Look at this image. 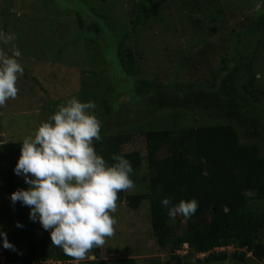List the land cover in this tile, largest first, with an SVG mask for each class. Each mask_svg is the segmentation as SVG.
I'll return each mask as SVG.
<instances>
[{
    "label": "trees",
    "instance_id": "16d2710c",
    "mask_svg": "<svg viewBox=\"0 0 264 264\" xmlns=\"http://www.w3.org/2000/svg\"><path fill=\"white\" fill-rule=\"evenodd\" d=\"M80 1L77 0L75 5L77 17L73 19L74 27L80 29L77 40L85 42L88 55L90 46L95 49L93 54H98V60L92 59L97 70L90 71L93 79L98 77L99 87H103L104 73L111 79L116 74L122 75L131 80L132 86L142 96L133 104L121 106L115 111L114 118L119 120L122 115L148 113L149 119H163L162 125H155L157 120H133L115 132L108 122H103L102 140L93 142L95 150L109 164L113 163L111 157L114 153L123 155L132 163L134 172L131 179L135 188L132 193H118L117 201L128 199L131 209H138L147 203L151 230L158 248L169 252L166 260L150 256L144 264H191L190 259L211 263L230 256L263 264L264 106L260 101L264 99V90L257 82L255 61L264 35V8L255 3V10L247 11L242 21L247 24L242 28L232 31L226 26L230 31L227 37L224 36L223 45L202 44L195 49V55L175 44L177 51H183L178 57H184L185 79L182 83L175 80L171 86H164L158 76L141 79L136 84L139 67L135 57L140 54L126 48L125 44L130 34L141 29L150 18L164 22L165 30L168 28L183 33L175 25L177 20L170 22L161 14L164 4L174 0H130L136 12L130 23L115 31L120 34L118 40H115V32L107 30L113 15L106 8V0L98 8L86 0V4ZM212 1L217 0L201 3L215 10L209 18L214 23L209 26V33L212 34L221 30L222 25L219 26L216 19L219 16L225 19L228 7L249 6L236 3L237 0H223L225 5L219 1L220 4L212 6ZM167 17H171V13ZM185 17L189 19V16ZM110 22L114 24L113 20ZM161 34L166 35V32L161 31ZM110 49L116 53L114 58L117 61L112 67L105 63V59L101 62ZM211 50L214 54L209 52ZM185 53L186 56H183ZM108 89L113 95V81ZM103 106L109 112L108 116L111 115L112 99L104 98ZM170 109H186L195 115L186 125L172 126L168 123L178 115V111H170L165 117L160 115ZM235 122L242 127V135ZM137 138L141 139L140 146L132 148ZM22 142L10 140L0 143L2 210L9 207L11 193L29 187L13 171L20 157ZM164 197L170 198L173 204L195 198L199 207L188 220L182 216L173 219L160 203ZM29 212V207L17 202L10 210L6 223L0 227L16 248V251L3 248V238L0 237V251L9 262L41 264L51 260L66 264H140L136 256L102 258L96 251L94 259L77 262L66 256L61 248L51 245L50 231L44 230L38 221H31ZM17 222L23 227H17ZM185 244L188 245L186 252ZM218 247L225 250L219 251ZM230 247L236 250L231 253L228 250ZM108 252H113V249Z\"/></svg>",
    "mask_w": 264,
    "mask_h": 264
},
{
    "label": "rangeland",
    "instance_id": "374dc122",
    "mask_svg": "<svg viewBox=\"0 0 264 264\" xmlns=\"http://www.w3.org/2000/svg\"><path fill=\"white\" fill-rule=\"evenodd\" d=\"M86 1L96 5V8L101 7L104 3L103 0ZM202 1L207 0H187L184 3L174 0L169 4H164L161 11L162 17L170 19V22L177 20L175 25H178L177 28L183 33L168 28L165 30L164 22L150 18L143 27H140L141 29L130 34L125 44L126 48L129 47L140 54L138 58L137 55L135 57L139 67L136 84L140 83L141 79L149 80L156 76L161 79L164 86H171L175 80L182 83L185 79L184 57L183 59L178 57L179 53L182 54L185 50L196 55L195 49L200 48L202 44L213 43L215 47L222 44L226 35L229 34L230 28L234 31L247 24L242 21L249 9L255 10V3L256 6L264 8V0H237L236 3H245L249 6L246 8L231 6L232 9L228 7L225 19H222L223 16L216 19V23L219 26L222 25L221 30L223 31L220 30L212 34L209 33V26L214 23L210 22L209 18L212 17L215 10L201 5ZM219 1L225 5L223 0L212 1L211 5L216 6L220 4ZM80 2L86 4L84 0ZM76 4L77 0H0V29L15 34L16 39L13 43L21 51L22 55L18 59L25 66L26 72L18 79L19 92L16 99L6 101L5 107L0 110V135H4V142L24 140L26 137L34 135L35 130L43 122L49 121V118L58 110V106L65 104L72 97L78 98L81 102L94 101L96 108L93 111L102 123L108 122V126L115 128L114 132L118 128L121 129L123 124H128L133 120L146 119L150 121L151 118L147 117L148 113L137 116L122 115L119 120L114 118L115 111L121 106L133 104L142 96L132 86L131 80L122 75L116 74L117 76H113L111 79L104 73L103 87H99L98 77L93 79V73L91 74L90 71L97 70L96 64H92V59L98 60V54L95 56L93 54L95 49L90 46L88 55L85 42L81 39L77 40L80 29L78 26L74 27V20L77 17ZM132 6L130 0H106V8L110 15H113L111 20L114 23L111 24V20L109 21L107 30L110 33L118 31L122 25L130 23V18L136 12L133 11ZM170 13L171 17H167ZM185 16H189V19H186ZM192 20L195 22L194 24ZM222 20L224 21L222 22ZM180 21H182L181 24H179ZM226 26L230 28L226 29ZM161 31H165L166 35L161 34ZM114 36H116L115 40H118L119 32H115ZM175 44H179L183 51H177ZM217 48L221 50L220 47ZM209 52L214 54L213 50ZM115 55L116 53L110 49L103 55L104 58H101V62L105 59L106 64L111 67L115 66L117 63ZM183 56H186V53ZM255 73H257V82L264 90V35L255 61ZM112 81L115 85L113 95L108 89V85H111ZM104 98H111L113 102V111L109 116V112L103 106ZM260 103L264 106V99ZM170 111H178V115L175 117L174 115L170 116L174 117L168 123L172 126L186 125L195 115L186 109L165 110L160 115L164 114L163 117H165ZM196 117L200 118L198 115ZM196 117L194 118L196 119ZM154 120L157 118L151 119L152 122ZM155 123V125H162L163 119L160 118ZM235 124L239 126L238 122ZM238 129L242 135V127L239 126ZM134 142L131 145L132 148L138 145L141 139L137 138ZM125 148L127 149L128 146ZM20 179L24 181L22 176ZM132 190H127V192L132 193ZM8 202V209L2 210L0 204V227L6 223L10 216V210L14 207L12 203L10 204L11 200ZM117 205V212L113 214L117 219L114 235L106 238L102 247L91 250L84 260L94 259L95 251L102 258L136 256L140 264L147 262V257L150 256H160L162 260H166L169 256L168 250L160 251L152 234L149 205L144 203L138 209H131L128 206V199L117 201ZM110 249H113V252H108ZM228 250L232 253L236 249L230 247ZM202 256L200 255V257ZM190 260L191 264H254L253 260L242 261L233 256L211 263Z\"/></svg>",
    "mask_w": 264,
    "mask_h": 264
},
{
    "label": "clouds",
    "instance_id": "9594fccd",
    "mask_svg": "<svg viewBox=\"0 0 264 264\" xmlns=\"http://www.w3.org/2000/svg\"><path fill=\"white\" fill-rule=\"evenodd\" d=\"M15 39V34L0 29V110L6 101L16 99L17 82L25 72ZM95 108L94 101L76 97L59 105L49 121L23 140L13 170L29 187L11 193L12 205L20 202L29 207V219L50 231L51 245L77 262L114 235L118 193L135 188L134 169L127 158L114 153L109 164L95 150L93 142L102 140V121ZM160 203L173 219L188 220L199 207L195 198L173 204L164 197ZM17 227L23 225L17 222ZM0 237L3 248L16 251L2 228Z\"/></svg>",
    "mask_w": 264,
    "mask_h": 264
},
{
    "label": "built area",
    "instance_id": "2783aa9c",
    "mask_svg": "<svg viewBox=\"0 0 264 264\" xmlns=\"http://www.w3.org/2000/svg\"><path fill=\"white\" fill-rule=\"evenodd\" d=\"M184 249H185L184 252H186L187 249H188V246H185ZM221 249H224V247H218V248H217V250H221ZM39 263H40V262H39ZM54 263H56V262H55V261H48V262H43V263H41V264H54ZM0 264H13V263H8V262H6V257H5V255H3V254L1 253V251H0ZM57 264H66V263H64V262H57Z\"/></svg>",
    "mask_w": 264,
    "mask_h": 264
},
{
    "label": "water",
    "instance_id": "95a60500",
    "mask_svg": "<svg viewBox=\"0 0 264 264\" xmlns=\"http://www.w3.org/2000/svg\"><path fill=\"white\" fill-rule=\"evenodd\" d=\"M4 141H5V139H4V135L1 134V135H0V142H1V143H4Z\"/></svg>",
    "mask_w": 264,
    "mask_h": 264
}]
</instances>
